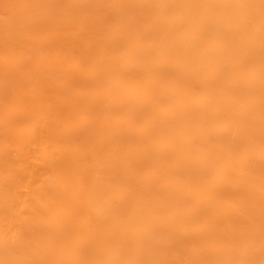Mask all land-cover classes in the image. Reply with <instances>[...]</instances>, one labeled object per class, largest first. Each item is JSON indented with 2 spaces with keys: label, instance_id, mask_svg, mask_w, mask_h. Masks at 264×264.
<instances>
[{
  "label": "bare ground",
  "instance_id": "1",
  "mask_svg": "<svg viewBox=\"0 0 264 264\" xmlns=\"http://www.w3.org/2000/svg\"><path fill=\"white\" fill-rule=\"evenodd\" d=\"M0 264H264V0H0Z\"/></svg>",
  "mask_w": 264,
  "mask_h": 264
}]
</instances>
